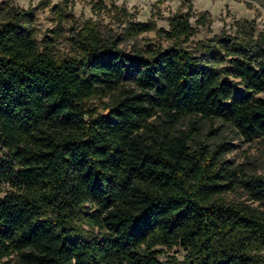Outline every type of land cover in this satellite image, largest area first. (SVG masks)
Listing matches in <instances>:
<instances>
[{
	"label": "trees",
	"instance_id": "trees-1",
	"mask_svg": "<svg viewBox=\"0 0 264 264\" xmlns=\"http://www.w3.org/2000/svg\"><path fill=\"white\" fill-rule=\"evenodd\" d=\"M31 19L0 7V264H264V176L195 139L203 120L264 139V52L225 36L202 58L126 53L89 31L58 60ZM169 26L194 35L188 15ZM174 247L184 258L161 262Z\"/></svg>",
	"mask_w": 264,
	"mask_h": 264
},
{
	"label": "rangeland",
	"instance_id": "rangeland-1",
	"mask_svg": "<svg viewBox=\"0 0 264 264\" xmlns=\"http://www.w3.org/2000/svg\"><path fill=\"white\" fill-rule=\"evenodd\" d=\"M11 6L31 12L38 41L51 44L58 60L78 57L79 41L89 31L126 53L179 46L202 58L208 55L211 40L225 36H237L264 52V0H0V7ZM175 15L189 16L194 30L189 40L173 41L164 34ZM138 23H150L154 28L134 35L132 28ZM93 105L103 112L98 102ZM189 118L181 121L180 130H188ZM200 127L196 143L203 142L210 148L223 145V159L230 165L249 175L264 176V139L248 142L221 120H203ZM7 191L8 187L0 184V197ZM224 197L256 206L242 190L230 191ZM77 226L86 234L98 232L83 223ZM162 249L161 262L185 256L181 247Z\"/></svg>",
	"mask_w": 264,
	"mask_h": 264
}]
</instances>
